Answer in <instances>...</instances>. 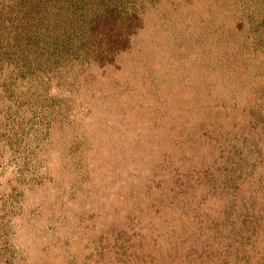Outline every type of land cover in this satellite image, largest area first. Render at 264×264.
<instances>
[{
    "label": "rangeland",
    "instance_id": "374dc122",
    "mask_svg": "<svg viewBox=\"0 0 264 264\" xmlns=\"http://www.w3.org/2000/svg\"><path fill=\"white\" fill-rule=\"evenodd\" d=\"M0 264H264V0H0Z\"/></svg>",
    "mask_w": 264,
    "mask_h": 264
}]
</instances>
